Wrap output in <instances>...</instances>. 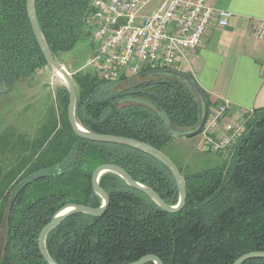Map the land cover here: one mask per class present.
I'll use <instances>...</instances> for the list:
<instances>
[{"label":"trees","instance_id":"16d2710c","mask_svg":"<svg viewBox=\"0 0 264 264\" xmlns=\"http://www.w3.org/2000/svg\"><path fill=\"white\" fill-rule=\"evenodd\" d=\"M93 2L35 0L39 24L60 63L62 55L90 40ZM45 67L27 0H0V104ZM138 76L116 82L91 71L72 75L77 120L90 132L135 139L163 152L177 135L198 128L202 106L193 89L168 70ZM57 102L60 116L52 113L33 143L19 142L23 152L16 163L7 171L0 168V264H47L38 247L41 231L66 205H102L92 186L101 165L122 167L167 204H178L177 183L162 162L134 148L77 137L64 86ZM247 118L246 134L223 167L187 175L180 170L187 187L181 213L164 212L107 173L100 179L111 199L107 213L68 218L47 237L50 256L57 264H131L148 255L163 264H234L245 254L264 252V108Z\"/></svg>","mask_w":264,"mask_h":264},{"label":"built area","instance_id":"2783aa9c","mask_svg":"<svg viewBox=\"0 0 264 264\" xmlns=\"http://www.w3.org/2000/svg\"><path fill=\"white\" fill-rule=\"evenodd\" d=\"M152 1L94 0L88 22L93 53L87 67L116 82L144 71L175 70L179 59L201 46L212 26L226 28L232 17L212 0H163L157 11L143 15ZM256 35L264 38L263 25ZM231 110L229 101L210 110L200 136L202 153H227L242 141L248 118L229 120Z\"/></svg>","mask_w":264,"mask_h":264},{"label":"crops","instance_id":"0c3cea01","mask_svg":"<svg viewBox=\"0 0 264 264\" xmlns=\"http://www.w3.org/2000/svg\"><path fill=\"white\" fill-rule=\"evenodd\" d=\"M212 3L216 9L232 14L229 25L212 26L201 46L179 59L175 70L194 78L207 95L210 110L229 101V120H242L264 108V38L256 35L257 27L264 26V0ZM196 139L190 141L195 140L197 145L201 137ZM230 153L219 155L226 158Z\"/></svg>","mask_w":264,"mask_h":264},{"label":"rangeland","instance_id":"374dc122","mask_svg":"<svg viewBox=\"0 0 264 264\" xmlns=\"http://www.w3.org/2000/svg\"><path fill=\"white\" fill-rule=\"evenodd\" d=\"M162 3L163 0H153L142 14L148 15L157 11ZM92 53L90 38L89 41L79 44L74 51L62 55L61 64L71 75L79 71L95 72L87 67V61ZM140 79V76L134 78L135 81ZM63 85L61 79L49 67H45L33 79L21 83L13 96L2 101L0 104V168L3 171L9 170L18 157H21L23 151L19 142L33 143L41 135L52 113L56 112L60 116L61 108L57 102V91ZM125 87L126 85H119V89ZM13 136H16L15 140ZM163 153L184 175L223 167L230 157L228 155L222 158L219 154L202 153L200 142L196 145V141H190V139L174 140L163 149Z\"/></svg>","mask_w":264,"mask_h":264},{"label":"water","instance_id":"95a60500","mask_svg":"<svg viewBox=\"0 0 264 264\" xmlns=\"http://www.w3.org/2000/svg\"><path fill=\"white\" fill-rule=\"evenodd\" d=\"M27 13L32 30L35 34L41 52L47 61L48 67L54 72V74L59 79H61V81L64 84L63 86L68 90L69 93L68 121L70 123L73 133L77 137L89 142L123 145L130 148H134L136 150L142 151L146 154L153 156L154 158L162 162L171 171L172 175L175 178L179 191L178 204L175 206H171L167 204L156 191L136 181L122 167L113 164H104L99 166L98 168L95 169L92 175V186L95 193L102 199V205L98 208H92L80 204L66 205L65 207H63L62 209L56 212L52 220L43 228V230L39 235L38 247L42 258L47 264H57L50 256L47 249L46 241L48 235L54 229H56L61 224H63L68 218L74 215L86 214L94 217H102L109 210L111 205V199L100 185V179L103 175L107 173H112L119 176L129 187L145 194L159 208H161L164 212L169 214H179L184 210L187 203V187H186L185 179L180 169L177 167V165L167 155H165L163 152L156 149L152 145L131 138L93 133L85 129L79 123L76 116L77 103H78V91L76 84L72 78L71 73L55 58L54 54L52 53L46 41V38L43 34V31L41 29L36 14L35 0H27ZM168 71L169 74L179 77L181 80L186 82L189 87L193 89V91L199 98V101L202 106L201 120L198 128L193 132L182 134L179 136L177 135V138L192 139L201 136L210 114V106L206 96L204 95L203 91L198 86V84L190 80L187 76L180 73H175V71L173 70H168ZM156 72H161V71H156ZM255 259H264V252H252L249 254H245L240 258H238L234 264H246L247 262ZM147 263L163 264L162 260L154 255L145 256L139 261L131 264H147Z\"/></svg>","mask_w":264,"mask_h":264}]
</instances>
